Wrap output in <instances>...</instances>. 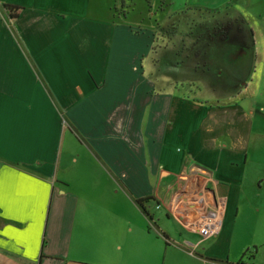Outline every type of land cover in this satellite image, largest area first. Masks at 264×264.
I'll list each match as a JSON object with an SVG mask.
<instances>
[{"label": "crops", "instance_id": "0c3cea01", "mask_svg": "<svg viewBox=\"0 0 264 264\" xmlns=\"http://www.w3.org/2000/svg\"><path fill=\"white\" fill-rule=\"evenodd\" d=\"M112 2L0 0V264H264V198H240L264 41L153 60Z\"/></svg>", "mask_w": 264, "mask_h": 264}, {"label": "rangeland", "instance_id": "374dc122", "mask_svg": "<svg viewBox=\"0 0 264 264\" xmlns=\"http://www.w3.org/2000/svg\"><path fill=\"white\" fill-rule=\"evenodd\" d=\"M113 14L115 17L123 18L130 21L140 22L142 27L155 25L154 31H156L155 43L152 46L151 53L153 60L159 57V51L168 49L167 54L170 57L172 53L178 51L182 57H194L199 59L198 64H202L203 57H207V44L211 43L214 38L217 44L223 45V40L229 39L235 36L234 30L240 27L242 36L247 40L249 50L251 47L250 38L254 34V39L258 42L264 41V0H112ZM201 6L203 8L212 9L217 13H204V17L201 16H189L183 18L175 29L172 28L168 19L167 22L160 23L164 13H168L171 16L177 13L183 8L189 6ZM167 15V16H168ZM163 18V17H162ZM163 22V21H162ZM249 27V29L246 27ZM137 24V23H134ZM230 29H229V28ZM251 30V31H250ZM155 33V32H154ZM165 35L166 40H160L158 35ZM169 37V38H168ZM173 38L175 41H173ZM181 40L183 45H181ZM164 41V43H162ZM170 43H172L170 45ZM175 43V44H174ZM168 44L170 46H168ZM213 48V47H212ZM177 53V55H178ZM190 59L185 58L188 64ZM206 64V63H205ZM252 72L249 74H259L261 82V92H264V61L260 65H256ZM210 77V76H209ZM211 79V78H210ZM242 79V78H241ZM204 81L208 79L204 78ZM215 81V80H214ZM224 80H220L219 84L225 88L224 90H218L219 96L229 93L231 86H227ZM195 86L196 83L194 82ZM248 84V83H247ZM200 85V84H199ZM185 93L191 92L192 84L184 83ZM243 88V87H242ZM190 94V93H189ZM188 94V95H189ZM250 92L243 96V101H250L248 97ZM255 98H253L254 100ZM261 99L263 100L261 102ZM262 108V109H261ZM258 121L257 117L253 118L252 133L246 150V158L243 160V169H247V175L242 186L240 198L243 204L247 201H255L257 197L264 198V182L262 183L263 189L257 196V172H261L264 175V96L258 98ZM257 116V114H256ZM249 123V126L251 125ZM260 130V131H259ZM256 131L260 132L257 136ZM247 259L248 256H247ZM178 261V257H174L173 262Z\"/></svg>", "mask_w": 264, "mask_h": 264}, {"label": "trees", "instance_id": "16d2710c", "mask_svg": "<svg viewBox=\"0 0 264 264\" xmlns=\"http://www.w3.org/2000/svg\"><path fill=\"white\" fill-rule=\"evenodd\" d=\"M112 10H113V8H112ZM207 12L208 13H217L216 11H212V9H209V8H203L201 6H189L187 8H183V9L179 10L177 13H174L171 16H169V20L173 22V23H171V25H172V28L175 29L176 26L178 25V23L183 18H185L187 15H189V16H192V15L193 16H201V18H202L205 15L204 13H207ZM154 34H155V38L153 40V43H155L156 31H155ZM159 36L160 35H158V37ZM146 200H148V199H145V200H137V203L140 205V207L143 210L144 214H146L150 218L148 211L146 210V208L143 205V202L146 201ZM245 256H248L249 258H252L253 252L250 251V250H247L245 252Z\"/></svg>", "mask_w": 264, "mask_h": 264}, {"label": "flooded vegetation", "instance_id": "af4514ba", "mask_svg": "<svg viewBox=\"0 0 264 264\" xmlns=\"http://www.w3.org/2000/svg\"><path fill=\"white\" fill-rule=\"evenodd\" d=\"M234 32H235V36L234 37L232 36L229 39H225V41L229 40L231 43H233L232 49H229V50L226 49L224 51V53H226V55H234V56H238V57H245L249 53V51H248L249 50V46L247 45V40H245L244 37L242 36V31H240V27H237L234 30ZM211 42H212V40H211ZM210 44L209 45L207 44V53H208L209 56H212L213 55V51H212L213 48H209V47H211Z\"/></svg>", "mask_w": 264, "mask_h": 264}]
</instances>
